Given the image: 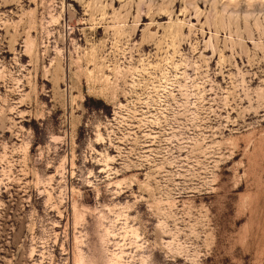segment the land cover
Returning <instances> with one entry per match:
<instances>
[{
    "label": "rangeland",
    "instance_id": "obj_1",
    "mask_svg": "<svg viewBox=\"0 0 264 264\" xmlns=\"http://www.w3.org/2000/svg\"><path fill=\"white\" fill-rule=\"evenodd\" d=\"M0 264H264V0H0Z\"/></svg>",
    "mask_w": 264,
    "mask_h": 264
}]
</instances>
